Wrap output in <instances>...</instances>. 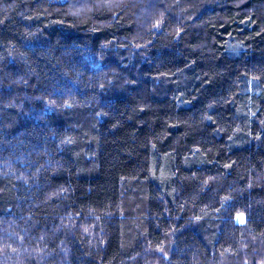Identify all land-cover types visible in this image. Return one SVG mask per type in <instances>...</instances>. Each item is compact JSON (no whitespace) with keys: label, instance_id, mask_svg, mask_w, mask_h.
Wrapping results in <instances>:
<instances>
[{"label":"trees","instance_id":"trees-1","mask_svg":"<svg viewBox=\"0 0 264 264\" xmlns=\"http://www.w3.org/2000/svg\"><path fill=\"white\" fill-rule=\"evenodd\" d=\"M0 264H264V0H0Z\"/></svg>","mask_w":264,"mask_h":264}]
</instances>
